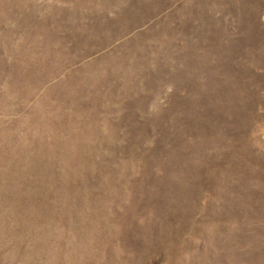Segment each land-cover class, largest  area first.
<instances>
[{"label":"rangeland","instance_id":"374dc122","mask_svg":"<svg viewBox=\"0 0 264 264\" xmlns=\"http://www.w3.org/2000/svg\"><path fill=\"white\" fill-rule=\"evenodd\" d=\"M0 264H264V0H0Z\"/></svg>","mask_w":264,"mask_h":264}]
</instances>
